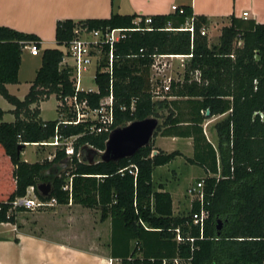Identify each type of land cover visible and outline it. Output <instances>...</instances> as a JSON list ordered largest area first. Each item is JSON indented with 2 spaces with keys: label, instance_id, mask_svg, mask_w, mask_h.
<instances>
[{
  "label": "trees",
  "instance_id": "obj_1",
  "mask_svg": "<svg viewBox=\"0 0 264 264\" xmlns=\"http://www.w3.org/2000/svg\"><path fill=\"white\" fill-rule=\"evenodd\" d=\"M177 8L172 14L150 17L147 27L145 17L135 14L58 21L55 46L42 49L35 35L0 27V96L14 108V121L0 122V187L4 194L0 225H15L18 214L33 212L12 208L33 186L42 200L55 199L57 206L71 200V204L99 212L101 222L110 220V255L122 264H161L163 259L175 257L190 264H264V24L231 16L230 24L220 29L218 43L210 45L207 36L200 35L208 26L207 19L194 16L190 6ZM135 19H140V30L130 32L113 51L114 129L151 117L162 123L149 144L133 156L117 161L96 159L89 165L78 161L76 154L84 146L103 152L109 135L88 134L83 125H59L58 119L43 121L39 106L52 95L66 103L74 94L70 70L62 68L61 62L76 27L135 29ZM189 19L193 37L184 30ZM237 40L242 42L240 48L234 46ZM30 42L41 50V65L27 94L19 100L5 86L19 83L22 48ZM107 55L105 49L96 68L98 92L78 94L91 107L100 106L109 95L110 76L100 71L107 64ZM154 55L190 56L185 59L182 80L172 81L169 93L158 100L152 94L149 74ZM158 111H166L165 116ZM3 114L0 110V119ZM219 116L225 117L213 126L215 148L203 125ZM56 135L78 136L71 158L57 149L50 161L22 159L25 147L19 152L20 145L49 142ZM158 136L192 141V157L185 160L205 174L203 205L209 213L202 239L199 228L191 223L199 203L193 202L187 215H173L170 194L152 182L155 168L182 156L179 151L166 153L155 148L153 140ZM42 183L52 187L47 199L36 190ZM68 185L70 192L63 190ZM176 229L194 242H177Z\"/></svg>",
  "mask_w": 264,
  "mask_h": 264
},
{
  "label": "crops",
  "instance_id": "obj_2",
  "mask_svg": "<svg viewBox=\"0 0 264 264\" xmlns=\"http://www.w3.org/2000/svg\"><path fill=\"white\" fill-rule=\"evenodd\" d=\"M173 5L190 6L194 16H204L208 23L206 31L215 30L218 25L221 28L228 26L231 16L242 19L243 12H247L246 20L264 24V0H0V27L33 34L39 38L41 49L51 48L56 44L55 26L58 21L108 19L112 14H135L143 17L169 15L173 13L171 11ZM23 51L29 52L26 48H22V54ZM31 57L41 59V50L38 56ZM19 83L5 86L9 94L15 96L12 89L20 85ZM30 84L26 87L25 93L15 97L22 100ZM9 106L10 108L6 110L0 108L4 112L0 122L14 121L11 114L14 108L10 104ZM7 117L12 119H6ZM39 117L43 120L41 116ZM170 140L172 143L187 140L192 145L191 139ZM154 147L168 153L159 146ZM179 152L182 156L177 158L184 161L181 165L183 167L187 163L185 159L191 157ZM171 163L155 168L152 182L157 188L162 187L163 191L170 194L173 215H179L182 213L176 211L175 202H180L182 190L178 189V186L169 188L164 172L155 175L156 171L162 167H169ZM188 201L191 210V199ZM24 215H30L31 222L26 217L22 218ZM16 220L15 225L9 223L0 225V264H107L108 258H111L110 220L101 222L95 210L74 204L59 205L49 212L20 213ZM29 223L31 228L27 229Z\"/></svg>",
  "mask_w": 264,
  "mask_h": 264
},
{
  "label": "built area",
  "instance_id": "obj_3",
  "mask_svg": "<svg viewBox=\"0 0 264 264\" xmlns=\"http://www.w3.org/2000/svg\"><path fill=\"white\" fill-rule=\"evenodd\" d=\"M178 10L176 6L171 7V11L175 12ZM182 11L180 10V13ZM242 19H247V12H243ZM135 29H110L104 28L99 30H88L86 27H76L73 31V39L67 44L64 49V56L62 58L61 67L70 70L71 81L74 89L73 96L69 97L66 103L58 101L57 112H58V124L59 125H72L78 126L83 125L84 129L88 134H110L114 129V113H113V94H112V62H113V51L118 43L125 40L130 32L140 30L138 24L140 19L134 20ZM151 23L150 17H145L144 25L147 27ZM184 30L188 31L193 37L194 28L192 19L187 20ZM201 36H206V28H203L200 32ZM241 45V42L238 44ZM23 48L29 50L32 56H38L40 50L37 45L33 42L27 43ZM105 49L108 50L107 64L101 68L102 73H108L110 76V89L109 95L104 99L100 106L91 107L87 99L80 100L78 94L83 93H96L95 91L85 90L81 86V79L85 73L89 71L93 66L95 67V73L89 79L95 80L96 68L100 66L105 55ZM190 56H181L180 58H174L172 55H154L152 56V63L150 66V83L152 86V94L154 99H162L164 95L169 93L172 78L167 75L166 71L171 66L172 59H180L183 63L185 59ZM198 72H195L194 77L198 79ZM95 83V81H94ZM70 116V117H69ZM78 136L69 138H61L60 136H54L49 142L36 144V146H50L54 150H64L66 156L71 158L74 155L73 142ZM53 155L48 156V160H52ZM78 161H81L80 153L76 154ZM64 191H71L70 185L63 188ZM188 193L191 197V202H198L200 209L191 214V223L200 230L199 239L203 237V228L205 222L209 217L208 211L204 208V194H203V180L197 182L194 186L188 189ZM68 204H71V200ZM57 206L55 199L42 200L36 193L33 186L28 187L24 197L15 200L12 203V208L22 207L24 209L44 210L47 208H53ZM176 241L184 242L188 241L191 244L194 242L192 237H182L179 229L175 230ZM161 264H190L189 261L183 260L179 257L171 259H163ZM107 264H122L121 260L108 258Z\"/></svg>",
  "mask_w": 264,
  "mask_h": 264
},
{
  "label": "rangeland",
  "instance_id": "obj_4",
  "mask_svg": "<svg viewBox=\"0 0 264 264\" xmlns=\"http://www.w3.org/2000/svg\"><path fill=\"white\" fill-rule=\"evenodd\" d=\"M220 29H221V26L218 25V27H215V30L207 31L206 36L208 38V43L210 45L218 43ZM239 42H241V40L235 41L234 46L236 48H240L242 46V42L240 46L238 45ZM172 56L173 57L175 56L176 58H180V56H176V55H172ZM170 62H171V66L166 71L167 75L170 76L174 82L181 81L184 75V68H185L186 61L182 63L180 59H172ZM40 64H41L40 57L32 58L28 51H23L22 63H21V67H20V71L18 75L20 85L15 87V89L14 88L12 89V91L15 93L14 94L15 96L20 97L22 95L21 93H25L26 87L30 84V82L33 81L36 71L40 67ZM94 73H95V67L93 66L91 69H89L87 73L83 75L81 79V86L85 90H91V91L96 90V84L94 83L92 79H89L90 77H92ZM57 105H58V101L56 100L54 95L50 96L47 101L42 102V104L40 105V110H41L40 116L42 117L44 121H51V120L58 119V112L56 111ZM0 108L4 110L10 108L9 104H7L6 101L1 96H0ZM158 113L162 116H165L166 111H163V112L158 111ZM224 117L225 116H219V117L213 118L209 121H206L205 124L203 125V130H204L206 138L209 139V141L213 144L215 148H217V138H216V134L214 132L213 126L214 124L222 120ZM6 119H12V118L7 117ZM157 122L158 124H161L162 119L158 118ZM171 140L170 138L169 139L156 138L153 141H154V146H157V147L159 146L162 149L166 150L168 153L178 149L179 151L184 152V154L187 157H192L193 149H192V145L189 144V141L179 140L177 141V143L175 142L172 143ZM55 151L56 150H54V148L50 146H36V144L28 145V146H25L22 158L26 160L27 162L33 163L36 161L47 159L48 156L53 155ZM96 159H99V155ZM183 163H184L183 160H181L180 158H177L171 163V165H169V167H162L158 171H156L155 175H157V173L164 172L163 174L167 176V179H168L167 183H168L169 188L178 186V189L182 190L183 196L181 197L180 202L179 201L175 202L176 211L184 215H187L190 210V203H189L190 201L188 200L191 199L188 193V189L194 186L197 182H200L202 180V177L204 176V172L198 166L191 165L189 163H186V165L182 167L181 165ZM3 195H4L3 190L0 187V199H3L4 197ZM51 210H53V208L46 209V210H39L35 212H41V211L49 212ZM95 212L99 215V212L97 211ZM23 217H26L31 222L32 217L30 215H24L22 216V218ZM218 225L220 226V223H218ZM29 228H31V223L27 225V229Z\"/></svg>",
  "mask_w": 264,
  "mask_h": 264
},
{
  "label": "water",
  "instance_id": "obj_5",
  "mask_svg": "<svg viewBox=\"0 0 264 264\" xmlns=\"http://www.w3.org/2000/svg\"><path fill=\"white\" fill-rule=\"evenodd\" d=\"M158 125L157 119L151 117L115 128L109 134L103 152H98L88 146L82 147L79 150L81 161L92 165L95 163L98 155L101 161H117L131 157L140 148L149 144ZM23 147L24 145H20L18 151L20 152ZM36 190L38 195L43 199L49 198L52 194V187L49 183L38 184Z\"/></svg>",
  "mask_w": 264,
  "mask_h": 264
},
{
  "label": "bare ground",
  "instance_id": "obj_6",
  "mask_svg": "<svg viewBox=\"0 0 264 264\" xmlns=\"http://www.w3.org/2000/svg\"><path fill=\"white\" fill-rule=\"evenodd\" d=\"M40 54V53H39ZM180 56V55H179ZM175 57V56H174ZM176 58V57H175ZM25 146H28L27 144H24V147ZM82 162V161H81ZM54 208V207H53ZM47 209H50V208H47ZM44 210H46V209H44ZM34 211H37V210H34Z\"/></svg>",
  "mask_w": 264,
  "mask_h": 264
}]
</instances>
